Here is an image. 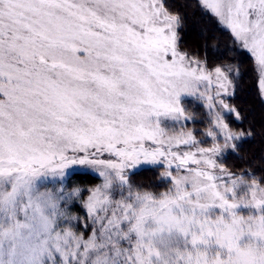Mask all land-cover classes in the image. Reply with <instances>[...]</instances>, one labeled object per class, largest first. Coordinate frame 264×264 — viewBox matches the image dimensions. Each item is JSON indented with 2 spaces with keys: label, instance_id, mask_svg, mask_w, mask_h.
<instances>
[{
  "label": "snow or ice",
  "instance_id": "obj_1",
  "mask_svg": "<svg viewBox=\"0 0 264 264\" xmlns=\"http://www.w3.org/2000/svg\"><path fill=\"white\" fill-rule=\"evenodd\" d=\"M0 264H264V0H0Z\"/></svg>",
  "mask_w": 264,
  "mask_h": 264
},
{
  "label": "trees",
  "instance_id": "obj_2",
  "mask_svg": "<svg viewBox=\"0 0 264 264\" xmlns=\"http://www.w3.org/2000/svg\"><path fill=\"white\" fill-rule=\"evenodd\" d=\"M179 3H183L184 0H178ZM189 14H191L192 9H188ZM184 46L195 49L200 43L199 36L197 34V30L191 25L185 29L184 33ZM243 76L241 80L240 90L238 93L237 103L240 104H250L253 102L256 92L258 90V83L255 79V74L251 69V65L248 61L244 62V66L242 69ZM253 150L258 149V144L252 145ZM230 164H235L236 166H240V161L235 158H231L229 160Z\"/></svg>",
  "mask_w": 264,
  "mask_h": 264
},
{
  "label": "rangeland",
  "instance_id": "obj_3",
  "mask_svg": "<svg viewBox=\"0 0 264 264\" xmlns=\"http://www.w3.org/2000/svg\"><path fill=\"white\" fill-rule=\"evenodd\" d=\"M189 103H191V101H189Z\"/></svg>",
  "mask_w": 264,
  "mask_h": 264
}]
</instances>
